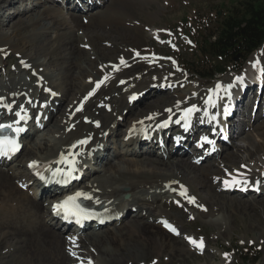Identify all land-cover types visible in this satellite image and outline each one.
Listing matches in <instances>:
<instances>
[{"label": "bare ground", "instance_id": "bare-ground-1", "mask_svg": "<svg viewBox=\"0 0 264 264\" xmlns=\"http://www.w3.org/2000/svg\"><path fill=\"white\" fill-rule=\"evenodd\" d=\"M86 1L88 13L94 15L93 20L98 18L96 21L80 16L77 8L81 7L76 1L72 15L56 5L58 0H0L1 69L9 52L19 57L14 78L3 79L0 74V98L12 106L11 111L0 107V123L23 129L18 135L14 132L21 148L18 155L28 153L25 161L17 160L9 169H0V228L16 232L17 238L12 239L19 244L29 238L32 247L59 249L55 258L44 251L29 253L24 249L12 261L145 264L150 259L158 262L169 256L179 258L183 249L176 244L181 243L176 238L181 235L188 249L198 247L186 238L202 240L197 233L189 232L191 235L182 237V230L192 226L190 220H202L218 230L213 235L217 241L224 234L232 241L230 233H236L233 217L240 212L260 217L256 220L258 225L251 227L261 226V231L249 240L264 243V200L239 201L241 194L237 193V189L248 187L260 192L248 195H264V122L259 115L251 116L258 140L253 134L244 135L246 139L242 138L244 144L240 146L234 142L242 137L243 129H235V118L242 114L241 109L227 117V131L221 126L225 120L220 119L232 102L230 96L240 102L243 114L250 107L251 104L245 105L243 99H238L243 83L245 88L250 86L252 94L254 86L264 88V77L260 75L264 72V48L250 58L242 81L217 83L235 84L232 88L217 90L216 84L200 91L186 84L184 89L188 79L176 61L168 64L155 56H142L144 45L126 32L127 28L140 33L145 28L142 24L154 25L160 19L159 14L149 13L144 23L139 24L125 10L135 0L125 3L109 0L113 7L107 11L95 0ZM163 31L160 28L153 36L161 38ZM32 72L30 84L27 77ZM254 75L260 84L246 81ZM100 81L103 82L97 87ZM151 86L155 88L148 93ZM209 97L211 103L207 102ZM84 99L88 101L79 109ZM142 104L146 107L138 108ZM193 105L198 111L191 115L186 126L181 117L184 109ZM21 108L23 119L15 115ZM162 130L166 132L160 138ZM208 134L223 145L205 143L204 147L202 138L210 141ZM169 137L183 141L175 147L173 141L167 143ZM187 145L197 153L204 152L191 155ZM142 148L147 149L145 153ZM62 155L67 161H75L73 178L67 182H61L64 177L53 175L57 168H68L67 163H56ZM33 161L38 165L35 169L29 167ZM208 162L211 164L205 166ZM233 177L248 183L225 187L224 181ZM15 179L19 180L20 189L17 199L10 195L17 188ZM25 188L29 190L26 193ZM76 192L91 197L80 200L100 214L99 220L112 218L111 224L105 226L111 230H94L96 221L90 231L71 228L58 232L53 228V206ZM190 198H195V203H190ZM178 208L185 213L181 217L184 222L177 219ZM164 221L179 235L165 227ZM67 233L71 235L65 236ZM249 233L245 231L243 238H249ZM205 240L202 241L206 250ZM19 244H10L9 252L13 254ZM224 251L213 254V264H229L223 257ZM10 259L7 252L0 253V264H8ZM209 259L205 257V264H209ZM232 261L235 263L234 258Z\"/></svg>", "mask_w": 264, "mask_h": 264}, {"label": "rangeland", "instance_id": "rangeland-1", "mask_svg": "<svg viewBox=\"0 0 264 264\" xmlns=\"http://www.w3.org/2000/svg\"><path fill=\"white\" fill-rule=\"evenodd\" d=\"M108 1L109 0H104L103 2L100 3L101 4L100 7L102 8V10L107 11L113 7L112 3L108 2ZM125 2H130V1L122 0L121 3H125ZM62 3H63V1H62ZM57 4L58 3H56V5ZM223 5H226L227 8H223ZM67 7L70 8L69 12L73 15L74 12H73L72 6L67 5ZM75 8H77V7H75ZM228 8L229 9L232 8L230 6L229 0H135L130 5H126L125 10L128 12L129 15L132 14L133 15L132 17H134L138 21L139 24L144 23V21H145L144 18L149 13L156 14V15L159 14L160 19H158L157 20L158 22H156L154 25H150V24L145 25V23L142 24V26L145 28L142 29V31L140 33L132 32L134 30H132V29L129 30L127 28H126V30H127L126 32H127L128 36L135 38L134 39L135 42H137V43L139 42L142 45H144V47L140 51L143 54L142 56H150V57L155 56L156 58L158 57L159 59L165 61L168 64L174 63V61H176L181 70H183L182 69L183 67L188 68L189 70H192V66H191L192 63H194V62L197 63V61H198L197 60V47L195 46L196 39H201L202 37H206V36H209L210 34L214 33L216 31L222 17H223V12L226 11ZM77 9L80 12L79 13L80 16L87 17L88 19H91V20H93V18L95 19V17H91V16H94L93 14L88 13V12H83L81 10V8H77ZM30 14H32V13H30ZM136 14H139V15H136ZM96 20H93V21H96ZM105 24H103V25H105ZM160 28H163L164 36L161 38H157V37L153 36L155 31L160 30ZM144 40H147V42L144 43L143 42ZM137 45L139 46V44H137ZM86 47H87V45L84 46L85 49H86ZM129 48H131V47H129ZM263 48L264 47H262L261 49H263ZM261 49L258 50L256 53H259L261 51ZM4 60L6 61L5 65L2 67V69L0 67V74L2 75L1 78L3 77V79H5L8 77L9 79H12L16 76L15 67L17 66V64L19 62V57H18V55H11V53L9 52L7 54V56L4 57ZM163 61H159V62H163ZM246 65H247V66H245L246 68L244 67L241 72L233 71V72H230L229 74H226L224 76H219L213 81H210V80L199 81V79H197V77H195L193 75V73H190L192 71H190L188 73V75H186L187 73H184L185 72L184 71L183 73H184L185 77L188 79V81L185 82L183 88L186 89L187 85H189V86L193 85L196 89H198L200 91H204L206 89L208 90L210 86H214L217 83L223 82L224 80H226V82H228V83L240 82L237 80V77H242V75L244 76L246 74L247 69H248V64H246ZM236 67H237V65H235V64L230 65V69H235ZM129 72L133 73L132 71H129ZM260 75H261V78L264 77V72L260 73ZM32 76H34V72H32V74L29 77H27V81L30 84L33 83L31 81ZM136 76H138V75H136ZM252 78L254 80H252ZM252 78H249L246 81H251L252 85L260 84L258 82L257 76L254 75ZM158 81H160V79H158L156 81V83ZM262 84H264V83H262ZM234 85L235 84H232V86H234ZM245 85L246 84L243 83V87L240 89V93H239L240 96L238 97V99H243L244 104L248 99L246 105H249V104H251V105H250V107H247V109L244 113L245 115L241 114L238 118H235L236 125L241 120H244L243 127H242L243 131L241 132L242 137L239 139H236V142H234L236 145L241 144L240 146H242V144H244L243 143V139H244L243 136L244 135H247V137H248V136H252L251 134H253L254 139L258 140L257 139L258 134L255 133V131L252 129V126L254 124L252 121H250L251 116L253 118L255 117V111L256 110H257L256 115H259L260 116L259 119H261V121L264 122V112L262 110V106L264 107V88H262L261 94L259 92L257 93V95L255 93H253L255 96V98H253L254 103L256 101H259V104H257V102H256V104H254V103L250 102L251 95L249 93H252L249 91L250 86H247L245 88ZM154 88H155V86H151L148 93L153 92ZM251 90H254L255 92H257L259 89L257 88V86L256 87L254 86V88ZM242 93H244V95H241ZM164 96L165 95H162L160 97H164ZM258 96H260L261 99ZM145 107L146 106L144 104H142L138 108L144 109ZM35 108H36V106H35ZM54 121L52 122L51 125H53ZM198 121H201V119H198ZM255 125H259V124H257V122H256ZM252 130L254 133L252 132ZM46 131H48V130H46ZM122 135H123V131L120 134V137ZM197 137H198V135H196V138ZM234 137H236V135H234ZM169 140H170V137H169ZM171 140H172V138H171ZM169 143H171V142L169 141ZM170 145L172 147V144H170ZM146 150L147 149L142 148V153L143 152L145 153ZM140 151H141V149H140ZM27 156H28V153H27V151H25L22 155H18V157L16 159H12L11 161H9L6 164H0V169L7 170L17 160H18V162L23 161V160L25 161L26 160L25 158H27ZM157 156L162 158L161 155H157ZM224 158L225 157H222V159H224ZM164 159H167V158L164 157ZM209 164H211V163L208 162L207 165H205V166H208ZM200 166H202V165H200ZM11 175H12V172L9 173V176H11ZM18 181L19 180H16V179L14 180V187L15 188L17 187ZM19 191H20V189H18V187H17L16 190L13 193H11L10 195L17 199L20 196ZM23 191L26 193L29 190L25 188ZM239 198L241 199V200H239L237 198L239 201H246V202L258 201L259 202V201L264 200V195H262L260 197L258 195H256V196L247 195L244 197L239 196ZM43 200L45 201V198ZM172 210H173V208L168 210V211H172ZM181 212L182 211H180V209H179L178 215L180 217L177 218L179 221H183V219L181 217L184 216L183 214H185L184 212H182V213ZM172 213H174V212H172ZM259 218L260 217H258L257 219H259ZM233 219H234V221H233L234 226L236 228V233H232V232L230 233L232 241H229V239H227L225 234L223 236L221 235V237H219V239L217 241L213 235H214V233L217 234L218 230L215 231V228L210 227L208 225H205L202 220H199V219H194L192 221L190 220L189 222L192 226H191V228L185 229V231L182 230V237H184L185 235H191L193 233H197L198 238L204 240V242H206V240H205V238H206L208 244L206 243L207 248H206L205 252L199 253V251H197L193 248L188 249V247H186V243H183V241L181 240V237H180L181 235H180L179 238H176V239L181 241V243H179L177 241L176 244H178L183 249L182 253L180 254L181 255L180 257L182 259L180 257L175 258V256H173V257L169 256V257H164L163 260L158 261V262L157 261L150 262V260H151L150 259L149 262H147L145 264H148V263L149 264H159V263H161V264H205L206 263L205 257H210V259L208 260L207 263L213 264L214 263V261L212 259L213 254H216V252L220 253V250H222V251L225 250L223 252V253H225V256H223V257L225 259H228L229 264H252V263H245L243 261V258H242V253L245 254V252H247L248 249H250V252L257 255V258H259L256 264H264V243H257V242H252L249 240L250 236L253 237V235L255 236V235H257L258 232L260 233V231H261L260 230L261 226H259L257 229H254L253 227H251L252 224L258 225L256 223V220H257L256 217L254 215L248 216L247 214L240 212V213H236V215H235V217H233ZM262 223H264V221H262ZM158 225H160V224H158ZM107 229L111 230L112 228L107 227V228L103 229L102 232L103 231L108 232ZM189 229H190V231H189ZM1 230H3V231L0 232V253L7 252L9 254L11 259L9 260L8 264H26L24 261H22V262H18L16 260L12 261V258L19 255L21 252H23L24 249H26L29 253H34L37 251H44L47 254L52 255L54 258L57 255V253L59 252V249L54 251V248L51 247V249L49 250L44 245L41 247H32L29 244V242L27 241V240H29V238H25L27 240H25L24 243L19 244V243L15 242L14 239H12V238H17L16 232L12 233L11 230H4V229L0 228V231ZM247 230H249L250 233L248 234L249 238L246 239V238H243V235H245V231H247ZM7 232H8V236L6 235ZM2 233L6 236H3ZM29 233H30V231H29ZM69 235H71V233L65 234V236H69ZM184 241H185V239H184ZM168 243H169V241H168ZM10 244H15V245L19 244L18 249L13 254H11L8 250ZM215 244H217L219 249L217 248V246ZM72 256H73V254H72ZM233 258H234L235 263L232 261ZM28 264H33V263H28Z\"/></svg>", "mask_w": 264, "mask_h": 264}, {"label": "trees", "instance_id": "trees-1", "mask_svg": "<svg viewBox=\"0 0 264 264\" xmlns=\"http://www.w3.org/2000/svg\"><path fill=\"white\" fill-rule=\"evenodd\" d=\"M229 2L232 8L223 12L216 31L196 39L197 63H192V70L183 68L187 73L192 71L199 80L212 81L230 72L242 71L251 55L264 45V0ZM231 64L237 67L230 69ZM242 258L245 263L253 264L259 259L250 249L242 253Z\"/></svg>", "mask_w": 264, "mask_h": 264}, {"label": "snow or ice", "instance_id": "snow-or-ice-1", "mask_svg": "<svg viewBox=\"0 0 264 264\" xmlns=\"http://www.w3.org/2000/svg\"><path fill=\"white\" fill-rule=\"evenodd\" d=\"M238 81H242V77H237ZM103 81H100L97 83V87H99V83H102ZM222 87L225 88V90L230 89L232 85L228 86H222L220 84H217L216 89L219 90ZM55 95V93H53ZM132 99H135V97H132ZM208 103L212 102V98L209 97V100L207 101ZM0 107H4L8 109L9 111L12 110V106L10 104H4L3 99L0 98ZM79 110V109H78ZM23 111V108H21V111L16 112V116L21 117V112ZM169 112H171V109H168ZM198 111L195 105H193L191 108L184 109L183 115L181 119L185 121V125L187 126V122L190 119L191 115L195 112ZM179 123V121H176ZM16 123H19V121H16ZM168 121H165V126L167 125ZM9 130L11 132H15L17 135L23 131L22 128L15 127L14 124H0V156H11L12 154L16 153L17 151L20 150V145L17 142V139L9 134ZM205 140L207 143H212L211 141H208L207 138H202ZM80 144L86 143V141H80ZM75 147V146H73ZM56 163H67L68 168L67 170L65 169H60L57 168L53 171L54 176H62L65 179L62 180L61 182H67L68 180L72 179V173L75 171V161H67L66 158L62 155L61 159L59 161H56ZM30 168H37V162L33 161L31 164H29ZM43 178V177H42ZM248 183L247 180L240 181L236 179L235 177L232 178V180H225L224 185L225 187H232L234 185H246ZM80 199H91V197L87 193L83 192H76L72 196H68L65 200L61 201L59 204H56L53 206L54 211L56 212H63L64 213V218L65 219H70V218H75L77 223H80L82 220L90 219L94 215L91 213L88 209L82 207L78 201ZM190 203H195V198H190L189 200ZM202 207V206H201ZM206 210V209H205ZM165 227H167L170 231L176 233L179 235L178 232H176V229L172 227L170 224H168L166 221L163 222ZM189 239V242L193 244L196 247L203 248V241H195L192 240L191 238H186ZM74 243V240H73ZM91 264V262H89Z\"/></svg>", "mask_w": 264, "mask_h": 264}]
</instances>
